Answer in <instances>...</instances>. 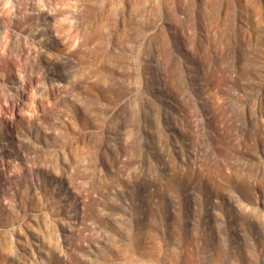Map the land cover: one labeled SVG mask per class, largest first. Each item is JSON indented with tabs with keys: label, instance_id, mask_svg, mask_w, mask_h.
I'll return each instance as SVG.
<instances>
[{
	"label": "rangeland",
	"instance_id": "1",
	"mask_svg": "<svg viewBox=\"0 0 264 264\" xmlns=\"http://www.w3.org/2000/svg\"><path fill=\"white\" fill-rule=\"evenodd\" d=\"M0 264H264V0H0Z\"/></svg>",
	"mask_w": 264,
	"mask_h": 264
}]
</instances>
